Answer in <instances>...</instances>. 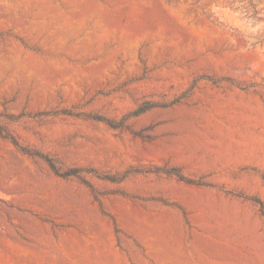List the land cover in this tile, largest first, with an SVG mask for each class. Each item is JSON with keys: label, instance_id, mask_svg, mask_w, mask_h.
<instances>
[{"label": "rangeland", "instance_id": "obj_1", "mask_svg": "<svg viewBox=\"0 0 264 264\" xmlns=\"http://www.w3.org/2000/svg\"><path fill=\"white\" fill-rule=\"evenodd\" d=\"M0 264H264V0H0Z\"/></svg>", "mask_w": 264, "mask_h": 264}, {"label": "trees", "instance_id": "obj_2", "mask_svg": "<svg viewBox=\"0 0 264 264\" xmlns=\"http://www.w3.org/2000/svg\"><path fill=\"white\" fill-rule=\"evenodd\" d=\"M249 6H250L251 8H253V5L250 4V3H249ZM98 120H100V119H98ZM108 125H109L111 128H116L115 125H113V124H111V123H108ZM42 158L46 161V163L48 164V166H49V167L55 172V174H57L58 176H67V175H72V174H74L73 171H70L69 173H58V172L55 170V168H54L52 162H51L48 158H46V157H42Z\"/></svg>", "mask_w": 264, "mask_h": 264}]
</instances>
